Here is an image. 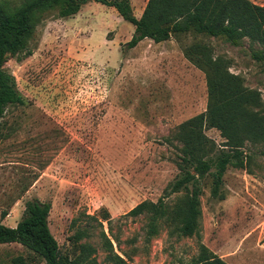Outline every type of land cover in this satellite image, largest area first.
<instances>
[{"label":"rangeland","instance_id":"rangeland-1","mask_svg":"<svg viewBox=\"0 0 264 264\" xmlns=\"http://www.w3.org/2000/svg\"><path fill=\"white\" fill-rule=\"evenodd\" d=\"M147 1L131 0L137 17ZM57 12L36 27L32 55L9 56L4 65L25 105L9 106L0 122V219L6 213L3 222L14 227L27 200L51 201L49 225L61 251L76 256L71 237L85 230L80 242L101 264H115L104 232L122 264H191L202 244L228 264H264V143L245 146L247 168H228L224 199L211 196L210 179L203 182L196 234L182 236L167 216L148 238V214L127 215L166 193L179 174L180 126L207 108L205 73L183 53L193 36L128 49L135 27L114 7L92 0L72 17ZM210 43L264 104V63L252 57L263 46ZM206 134L225 141L216 128ZM186 193L170 195V208ZM18 256L45 264L19 243L0 244V264Z\"/></svg>","mask_w":264,"mask_h":264},{"label":"trees","instance_id":"trees-1","mask_svg":"<svg viewBox=\"0 0 264 264\" xmlns=\"http://www.w3.org/2000/svg\"><path fill=\"white\" fill-rule=\"evenodd\" d=\"M92 0H0V122L11 105H25L16 79L6 68L9 56L23 53L32 55L30 41L36 27L45 20V14L57 10L59 17H72ZM114 7L122 18L134 25L128 49L148 38L155 43L170 40L172 36H193V42L183 46L185 57L206 76L208 104L205 111L185 120L179 129L182 143L179 174L166 193L156 202L142 201L127 215L148 214V238L159 231V223L170 216L182 236H192L199 230L202 215L203 182L211 180L213 198L224 199V175L230 166L247 168L245 146L264 143V104L257 90L245 85L243 77L230 70L231 62L224 55L215 54L210 40L223 39L239 46L245 39L263 46L255 49L252 57L264 63V5L251 0H148L143 13L137 17L131 0H93ZM23 56H18L22 59ZM0 123V138L3 130ZM216 128L225 141L218 144L206 134ZM186 190V196L173 208L167 199ZM51 201L32 198L25 203V213L16 226L0 219V244L19 243L39 257L45 264H101L96 250L80 241L88 235L79 230L71 237L79 252L76 256L63 253L53 235L49 216ZM107 217L106 219H108ZM106 237L111 263L122 264L124 258L114 253L113 243ZM75 255V254H74ZM15 264H26L22 256ZM191 264H228L204 244Z\"/></svg>","mask_w":264,"mask_h":264},{"label":"crops","instance_id":"crops-1","mask_svg":"<svg viewBox=\"0 0 264 264\" xmlns=\"http://www.w3.org/2000/svg\"><path fill=\"white\" fill-rule=\"evenodd\" d=\"M146 39H148V38H146ZM146 39L142 40L141 42L145 41ZM141 42H140V43H141ZM16 225H17V224H16ZM16 225H15V226H16Z\"/></svg>","mask_w":264,"mask_h":264}]
</instances>
